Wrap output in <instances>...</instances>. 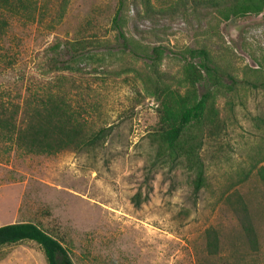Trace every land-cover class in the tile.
Masks as SVG:
<instances>
[{
    "label": "rangeland",
    "instance_id": "374dc122",
    "mask_svg": "<svg viewBox=\"0 0 264 264\" xmlns=\"http://www.w3.org/2000/svg\"><path fill=\"white\" fill-rule=\"evenodd\" d=\"M32 1V17L0 10L7 22L0 97L20 103L61 85L86 126L107 136L82 149L34 153L17 145V132L9 140L0 131V226L37 224L73 264L264 263V186L255 174L264 167L263 13L231 16L230 0ZM68 44L93 58L48 70L51 59L67 60ZM153 48L161 52L156 65L147 58ZM190 48L207 51L223 82L213 92L221 125L204 138L205 184L197 192L185 167L153 165L160 101L144 80L190 94ZM240 203L256 251L240 228ZM212 231L216 252L207 247ZM0 264L47 262L24 240L0 246Z\"/></svg>",
    "mask_w": 264,
    "mask_h": 264
},
{
    "label": "trees",
    "instance_id": "16d2710c",
    "mask_svg": "<svg viewBox=\"0 0 264 264\" xmlns=\"http://www.w3.org/2000/svg\"><path fill=\"white\" fill-rule=\"evenodd\" d=\"M32 8V0H0V10L8 15L30 14L32 17ZM226 10L234 17H248L254 13L264 15V0H230ZM25 11L27 15L24 14ZM116 20L117 18H114L115 22ZM6 25L5 18L0 17V39ZM119 34L124 38L121 32ZM68 45L66 47L70 54L67 60L57 65L58 61L51 59L46 63L48 70L67 69L72 62L76 64L74 60L79 56L87 60L93 58L82 45ZM160 53L157 48L152 49L151 55L147 57L151 60V65H156ZM187 55L190 58L189 62L195 63L194 66L191 65L188 73L193 88L190 94L185 96L177 94L162 87L148 75H145L144 80L160 101V123L150 134V139L156 146L153 165L161 161L185 167L194 173L192 183L194 191L197 192L205 184V166L200 155L204 138L210 136L221 125L218 113L213 107V92L223 86V82L210 66L209 54L205 49L190 48ZM200 85L203 86V90L196 91V87ZM81 117L79 109L72 106L71 97L61 85L56 91L46 88L42 93H32L20 103L9 102L0 97V131H5L3 135L9 140H12V134L17 132V145L27 152L54 153L69 148L82 149L96 145L107 136L106 128L92 130ZM255 174L264 186V167H258ZM133 201L137 206L140 204L137 199ZM240 209L243 215L240 217V228L248 247L256 251L258 236L244 203H240ZM207 236L212 238V241L210 238L207 241L209 251L212 249V252H216L218 249L216 233L207 232ZM24 240H31L42 248L47 264H73L61 242L37 224L15 222L0 226V246ZM253 260L255 261L254 258Z\"/></svg>",
    "mask_w": 264,
    "mask_h": 264
}]
</instances>
